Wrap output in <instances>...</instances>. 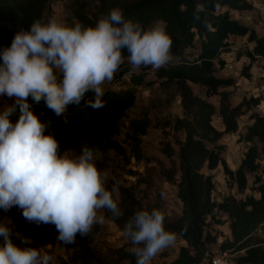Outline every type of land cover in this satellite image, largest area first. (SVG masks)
<instances>
[{
    "label": "trees",
    "instance_id": "1",
    "mask_svg": "<svg viewBox=\"0 0 264 264\" xmlns=\"http://www.w3.org/2000/svg\"><path fill=\"white\" fill-rule=\"evenodd\" d=\"M51 0H0V53L10 47L14 36L20 30H29L31 25L40 20L45 22V14L49 11ZM99 3L98 14L89 16L79 10H71V15L85 27L95 26L100 18L109 14L114 8L123 11L125 20L139 22L145 29L156 21L166 22L167 31L173 38L172 53L174 60L169 66L156 72L157 80L163 85H174L177 88L183 109V118L176 119L173 124L175 132H183L185 140L179 145V169L166 174L168 182H175L177 171L180 179L177 183L178 198L183 204L182 216L173 222L165 223L166 230L174 231L177 237L187 243L180 250L178 258L172 264H197L208 254V246L216 243V238L207 232L208 218L215 211L228 215L232 220L231 230L233 241L222 244V251L234 248L245 251L235 264H264V240L253 243L252 234L264 227V185L259 188L260 199L250 197L246 201L227 198L222 203L213 199L214 176L203 173L207 168L215 171L223 166L225 173L235 179L238 189L247 188V174L259 169L258 148L252 146L246 153L240 168L232 172L223 158L224 147L219 144L224 135L235 134L238 131V119L245 112L260 105L259 98L244 100L233 108L229 102V94L220 90L235 84L233 78L217 77L216 73L226 66L222 59L231 47L234 37H247L248 42L255 43L252 52L248 53L251 61L264 60V37L259 38L254 30L233 19L229 10H243L242 0H95ZM192 51V52H191ZM191 52V54H188ZM125 56L127 53L125 51ZM2 63V60H0ZM125 62L112 80L116 84L124 82V77L131 73V82L137 86H150L145 81L146 73L137 74L131 71ZM249 68L245 74L249 77ZM129 80V81H130ZM191 85L199 86L207 91L208 96H221L219 114L224 130L213 126L215 107L195 93ZM88 93L87 99L93 97ZM137 91L134 89L114 91L106 90L104 100L106 106L99 110L81 106H70L65 116L56 117L43 103L33 105L37 114L43 113V121L51 120L53 126L49 129L60 142L61 152L70 151L79 155L87 146L96 153L107 154L111 151L126 154L118 137L126 125L128 112L135 107ZM14 101L11 100V103ZM31 102V101H30ZM245 108V110H243ZM18 117L11 119L15 122ZM253 125L248 129L244 140L248 143H261L264 149V116H252ZM151 123L148 118L132 120L126 132L130 158L137 161L146 160L143 154V136L147 135ZM163 152L174 155L169 144L164 145ZM129 173L134 175L130 170ZM260 180L258 179L257 182ZM109 189L112 185L108 184ZM123 200L120 202L124 215L112 219L105 210L106 217L112 222L124 227L126 221L138 210H144L142 203L129 191L121 189ZM7 216L15 231L24 236L38 240L45 233L51 240L57 242L58 232L52 225H36L28 223L22 213L13 208ZM186 228V231L184 230ZM94 237L76 238L74 244L65 245L57 242L66 251L72 252L71 261L81 264H106L93 248ZM16 243H20L19 240ZM193 251V252H192ZM117 262L114 264H136L135 256L130 251L119 249L116 252Z\"/></svg>",
    "mask_w": 264,
    "mask_h": 264
},
{
    "label": "clouds",
    "instance_id": "2",
    "mask_svg": "<svg viewBox=\"0 0 264 264\" xmlns=\"http://www.w3.org/2000/svg\"><path fill=\"white\" fill-rule=\"evenodd\" d=\"M172 46L166 22L158 20L145 29L125 20L119 8L94 27L69 26L52 17L17 32L0 53V97L14 101L0 109V210L16 208L28 223L54 226L57 242L65 245L103 226L105 210L112 219L121 218L120 185L109 189L95 151L85 146L79 155L61 152L56 135L49 132L53 122L43 121L33 105L43 103L56 117L82 102L85 108L102 109L104 85L126 61L133 72L142 67L158 71L173 62ZM88 93L94 95L86 100ZM13 116L18 117L15 122ZM160 195L167 198L164 191ZM123 236L132 245L136 264H151L177 241V233L166 230L160 209L136 211ZM30 245L0 220V264H55V257L44 250L47 246Z\"/></svg>",
    "mask_w": 264,
    "mask_h": 264
},
{
    "label": "rangeland",
    "instance_id": "3",
    "mask_svg": "<svg viewBox=\"0 0 264 264\" xmlns=\"http://www.w3.org/2000/svg\"><path fill=\"white\" fill-rule=\"evenodd\" d=\"M242 1L244 9L229 10L231 17L254 30L259 38L264 37V0ZM98 9L99 3L95 0H51L49 11L45 14L44 23L55 17L60 23L74 26L78 21L71 15V10H79L92 17L98 14ZM254 47L255 43L248 42L247 37H234L231 47L222 55L226 66L224 69L219 70L216 75L217 77L233 78L235 80L233 86L220 90L221 94H229V102L233 108L239 106L244 100L256 98L261 100L259 106L253 107L238 119L237 133L224 135L219 142L224 147L223 158L232 172H236L240 168L246 153L252 146L257 147L259 151V159L257 160L259 169L255 173L247 174V188L240 191L235 179L225 173L223 166H219L212 172L205 168L203 173L214 176L213 199L217 203H222L227 198L246 201L248 198L253 197L259 200L261 197L259 188L264 185L263 145L257 141L248 143L244 140L248 129L254 123L252 116L255 114L264 116V60L251 61L248 53L252 52ZM191 52L188 54H191ZM248 67H250L249 77L244 72ZM143 72L146 73L145 81L150 83V86H135L130 80L131 73L123 78L124 82L121 84L111 81L104 85L105 91L136 90L137 102L135 107L128 112L125 128L117 139L122 148L126 150V154L113 151L107 154L96 153V160L98 168L107 173L108 184L119 183V202L123 200L121 189L128 188L136 199L142 203L144 210H162L165 213V223H168L175 221L183 213V204L178 198L177 188L180 172L177 171L173 183L167 181L166 174L174 169H179L178 142L185 140V134L175 132L173 124L176 119L183 118L184 114L176 86L161 84L156 78L157 71H153L151 67H142L134 73L141 74ZM191 87L196 94L214 105L213 126L220 131L224 130L222 118L219 114L221 96H208L206 89L195 85H191ZM10 104V99L0 97V109ZM144 118H148L151 123L147 135L143 136L142 148L146 160L137 161L130 158L126 132L130 121ZM165 144H169L173 148L175 153L172 157H168L163 152ZM67 152L76 155L74 152ZM130 170L134 175L129 173ZM258 179L259 182H257ZM161 191L166 193V199L161 198ZM103 214L105 215V211ZM9 219L5 215L0 218V220L8 222L11 226L12 223ZM208 224L207 232L216 238V243L208 246L207 255L224 257L228 264H235L240 256L245 255L244 250L238 251L236 248L222 251L224 242L233 241L232 220L227 214L215 211L213 216L208 218ZM20 235L21 238H28L21 233ZM91 235L94 237L93 248L96 254L106 264L117 262L118 258L115 253L117 250L125 249L129 251L132 247L130 242L123 236L122 226L112 222L107 217L105 224L95 226ZM252 238V244L264 240V227L262 226L256 230L252 234ZM28 239L31 241L30 246H47L44 250L55 257V264H81L73 263L71 261L72 252L63 249L45 233H42L38 240ZM19 241L21 243V240ZM183 247H187V243L177 237L176 243L159 253L151 261V264H172L178 258Z\"/></svg>",
    "mask_w": 264,
    "mask_h": 264
},
{
    "label": "built area",
    "instance_id": "4",
    "mask_svg": "<svg viewBox=\"0 0 264 264\" xmlns=\"http://www.w3.org/2000/svg\"><path fill=\"white\" fill-rule=\"evenodd\" d=\"M197 264H228L224 257L207 255L201 262Z\"/></svg>",
    "mask_w": 264,
    "mask_h": 264
}]
</instances>
